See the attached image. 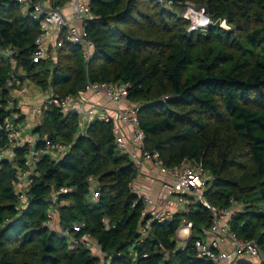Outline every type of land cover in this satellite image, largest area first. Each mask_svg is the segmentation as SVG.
Segmentation results:
<instances>
[{
	"label": "trees",
	"instance_id": "trees-1",
	"mask_svg": "<svg viewBox=\"0 0 264 264\" xmlns=\"http://www.w3.org/2000/svg\"><path fill=\"white\" fill-rule=\"evenodd\" d=\"M169 1L89 0V61L78 45L63 42L55 59L33 62L38 22L16 0H0V152H13L0 158V264H214L194 246L211 223L202 202L182 196L184 210L143 227V204L130 188L138 169L115 141L112 120L83 121L46 104L31 143L38 149L47 138L65 150L25 164L30 142L9 138L21 120L15 102L7 103L11 58L24 73L19 81L60 96H75L87 81L128 84L144 149L164 167L200 163L203 198L215 208L238 203L229 231L264 253V0ZM186 1L205 6L213 21L205 33L187 31L189 21L172 10ZM49 209L61 229L45 225ZM183 220L192 226L181 242ZM84 234L95 250L79 242Z\"/></svg>",
	"mask_w": 264,
	"mask_h": 264
},
{
	"label": "built area",
	"instance_id": "built-area-1",
	"mask_svg": "<svg viewBox=\"0 0 264 264\" xmlns=\"http://www.w3.org/2000/svg\"><path fill=\"white\" fill-rule=\"evenodd\" d=\"M16 1L19 4L21 12L29 14L40 26V32L34 41L33 62H38L49 56L48 44L45 43V40L51 36V30L53 29L64 32L63 38L59 43L60 45L63 42L78 45L85 61H89L95 49L94 41L84 26L85 20L95 18L89 8V0H68L70 5V12L68 14L62 13V5L59 3L51 4L46 0H37L36 2H33V0ZM157 2L163 5L171 4L169 0H157ZM180 16L189 21L187 31L205 33L207 27L212 24L204 5H195L186 1L180 11ZM10 64L12 71L5 82V87L9 89L8 106H11L15 102V97L28 87V83L18 80L21 70L15 69L16 60L14 58L10 59ZM22 74L24 73L21 72ZM1 91L2 89L0 88V96ZM127 92L128 84L125 83L87 81L84 88L79 90L75 96H60L52 92L40 106L31 110L29 118L34 127L38 124L45 105L53 104L62 112L72 111L80 113L83 121H88L94 117L103 121L112 120L114 122L112 130L115 135V141L120 147L128 150L130 158L138 169V175L144 167L145 162L150 161L164 176V179L161 181V205H157L154 202L148 188L138 186L135 181L130 184L131 190L137 194L143 204L142 216L146 218L143 224L144 228L148 227L153 220L162 221L173 215L175 210L170 207L173 197H177V203L181 206V210H184L185 202L182 196L187 195L192 201H200L211 210V223L204 231L207 236L205 238H196L194 241L197 257H207L214 264H234L237 259L242 257L252 259L259 257L260 250L254 240L239 239L227 227V221L234 212L232 206L235 202H232L231 207L215 208L203 198L207 174L203 171L200 163L184 160L179 166L164 167L158 159L157 153H149L144 149L145 135L139 127L137 108L134 103L127 100ZM87 94L98 99L102 98L104 102L95 101L90 104L85 97ZM79 101L87 104V107L83 109L79 108L80 106L76 104ZM9 138L12 145L22 144L20 131L17 127L11 129ZM32 141H29V153L25 161V164L28 166L35 163L43 154L54 156L55 152L53 149L55 148L59 151L65 149L63 145L54 144L47 138H44L43 145L36 149L31 143ZM5 154L11 156L13 152L11 149L3 150L0 152V158ZM17 191L20 192L21 190ZM60 191L64 193L67 189L61 188ZM94 196H96V193H94ZM20 199H23V197L20 196ZM53 199L55 200V197ZM55 218H57L56 213L52 209H49L45 225H54ZM82 226L83 224L81 226H73V229L79 231ZM191 226L192 223L190 221L183 220L180 229L183 233L187 234ZM180 229L177 230V233ZM226 241L229 242L228 247H225ZM79 242L84 243L92 249L96 248L95 242L88 234L82 235Z\"/></svg>",
	"mask_w": 264,
	"mask_h": 264
},
{
	"label": "crops",
	"instance_id": "crops-1",
	"mask_svg": "<svg viewBox=\"0 0 264 264\" xmlns=\"http://www.w3.org/2000/svg\"><path fill=\"white\" fill-rule=\"evenodd\" d=\"M37 0H33V2H36ZM47 2L54 4V3H59L62 5V13L63 14H68L70 12V5L68 0H63V1H58V0H46ZM64 35L63 31H58L56 29L51 30V36L45 40V43L48 44V53L49 56L52 59H55L57 56L56 50L59 48V46H61L60 40H62ZM50 94L53 92L51 89H49ZM33 94V89L32 87H27L23 92H20L16 97H15V106L17 108V114H18V118L21 117L20 122H25L22 127L19 125L20 122H18V124L16 125V127L19 130H22L23 128H25V130L27 129V133L32 135L31 130L33 128V124L29 118L30 116V111L28 110L27 112L20 110V107L22 106H27V102L28 99L31 97L33 98L34 96H32ZM87 101L91 104L92 100L93 103L95 101H97L94 96L87 94ZM95 100V101H94ZM99 101H103L104 100L98 99ZM88 103V104H89ZM77 105L80 106L81 109L86 108L87 104L83 103L82 101H79L76 103ZM32 109V108H31ZM112 112V111H111ZM26 133V134H27ZM23 143V141H22ZM164 179V176L162 173H160L157 168L154 166V164L150 161L145 162L144 167L140 170V173L138 175V177L135 180V183L138 186H142L144 188H148L150 190L151 196L154 199V202L158 205L160 204V195H161V181ZM170 207L173 210H177V211H181V206L177 203V197H173L172 198V203L170 205ZM235 207V206H234ZM239 206L235 207V210L238 209ZM181 227H179L178 229H180ZM179 231H182L181 229ZM178 231V232H179ZM190 234V231L186 234L183 232H180V234H177V238L183 242L185 239L188 238ZM207 236V234L204 232L202 234L201 237L205 238ZM229 242L226 241L225 243V247H228Z\"/></svg>",
	"mask_w": 264,
	"mask_h": 264
},
{
	"label": "rangeland",
	"instance_id": "rangeland-1",
	"mask_svg": "<svg viewBox=\"0 0 264 264\" xmlns=\"http://www.w3.org/2000/svg\"><path fill=\"white\" fill-rule=\"evenodd\" d=\"M190 3H192V2H190ZM193 4V3H192ZM172 10H174V12H176V13H179L180 12V10H181V6L180 5H175V6H173L172 7ZM210 18V17H209ZM210 20H211V22H213L212 21V19L210 18ZM219 22V25L220 26H222V27H225V28H228L229 26H228V24H227V22L225 21V20H219L218 21ZM20 82H23V83H28V86L29 87H32V89H33V94H32V96H34L33 98H29L28 99V101H26L27 102V106H21L20 107V110H22V111H25V112H27L28 110L30 111V110H32V109H34L35 107H38V106H40L49 96H50V92H49V89L48 90H41L34 82H32V81H30L29 79L27 80H25L24 78L20 81ZM85 97L87 98V96L85 95ZM97 100V102L99 101L98 99H96ZM95 101V100H94ZM99 102H101V101H99ZM92 103H93V100H92ZM32 108V109H31ZM80 108V107H79ZM31 112V111H30ZM35 123H36V121L35 120H33ZM32 122V121H31ZM25 122H20L19 123V125L22 127V125L24 124ZM20 131V138H21V140L23 141V142H29V141H32V139H33V136L32 135H30V134H28L27 133V129L25 130V128H23L22 130H19ZM27 133V134H26ZM65 150V149H64ZM63 150V151H64ZM63 151H56V155L55 156H59L60 154H62V152ZM25 175H23V178H25L24 177ZM25 185V181H23L22 183H20V184H18L17 185V190H22V188H23V186ZM189 200H191V198H189ZM161 205V204H160ZM236 206H239L240 207V205L238 204V203H234L233 204V206H232V210H234L235 211V207ZM238 207V208H239ZM57 218H55V223H54V225H52V227L53 228H55V229H61L60 228V226H59V224H58V220H56ZM60 231V230H59ZM180 232H182V231H179L177 234L179 235L180 234ZM254 262H259V261H263L264 260V253L263 252H261L260 253V256L259 257H257V258H253L252 259Z\"/></svg>",
	"mask_w": 264,
	"mask_h": 264
}]
</instances>
